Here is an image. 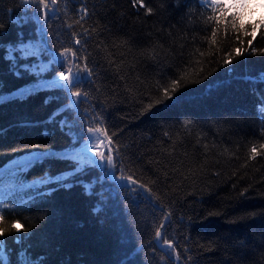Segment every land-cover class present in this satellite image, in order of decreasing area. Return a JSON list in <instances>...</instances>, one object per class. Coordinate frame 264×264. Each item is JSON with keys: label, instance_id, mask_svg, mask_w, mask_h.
Wrapping results in <instances>:
<instances>
[{"label": "trees", "instance_id": "1", "mask_svg": "<svg viewBox=\"0 0 264 264\" xmlns=\"http://www.w3.org/2000/svg\"><path fill=\"white\" fill-rule=\"evenodd\" d=\"M143 3L144 7L134 6L133 0H60L55 7L47 25L48 47L34 63L47 64L51 51L78 47L94 73L81 86L88 95L79 110H73L70 131L49 120L58 104L67 103L58 90H41L23 102L0 105V128L6 130L0 134V206L13 209L3 223L18 221L16 227L24 229L3 237L14 264L21 247L33 258L44 257L45 264H170L168 250L157 246L154 238L167 212L171 216L164 232L178 246L179 264H264V149L260 147L264 118L257 111L264 84L239 79L264 71V55L246 53L222 66L224 53L239 44L218 38L217 45H210L211 27L205 30V20L211 9L201 7L199 0ZM34 8L20 0H0V31L7 33L0 40L17 42L21 30L25 43L30 37L35 40L34 20L22 29L11 22L17 16H32ZM83 8L87 15L81 19ZM242 11L248 30L249 20L264 17V7L252 0ZM72 32L80 35V46L73 45ZM253 46L264 48V27ZM197 49L205 53L203 58L193 57ZM194 58L201 63L193 64L186 74L187 86L173 100L144 111L161 99L157 82L176 75ZM233 67L235 73L228 74L226 69ZM58 71L53 65L39 77L17 78L9 63L0 59L3 94L51 79ZM196 79L203 82H191ZM49 95L57 99L45 104ZM176 96L181 98L173 102ZM94 116L102 117L103 124L97 125ZM89 126L117 134L113 141L119 148L120 166L152 189L151 200L137 198L116 181L96 183L103 173L90 164L73 172L71 164L77 157H86L81 149ZM253 146L260 153L254 159L250 158ZM48 152L56 155H45L20 170ZM61 172L69 175L70 186L39 182L45 173ZM89 183L95 185L91 194L85 191ZM22 200L29 203L19 206ZM17 236L27 239L17 244L13 242Z\"/></svg>", "mask_w": 264, "mask_h": 264}, {"label": "snow or ice", "instance_id": "2", "mask_svg": "<svg viewBox=\"0 0 264 264\" xmlns=\"http://www.w3.org/2000/svg\"><path fill=\"white\" fill-rule=\"evenodd\" d=\"M20 2L25 5H35L33 14L30 17H20L17 16L15 20L11 21L17 26L22 27L28 24L30 21H35V28L33 30L32 36L35 37L33 40L31 37L28 42H24V33L23 31L17 32V42H4L0 40V52H3V55L0 56V59H3L5 62L9 63L11 73L17 78H23L25 74H35L37 77L44 72H48L53 65L60 69V71L55 72L51 79H44L36 85H25L15 92L10 93L9 95L3 94L4 82L0 80V105L5 101H18L23 102L28 99L30 96L35 95L41 90L45 89H55L59 92L65 94L67 103H60L56 108L52 110L49 115V120L56 124L58 123L61 129L68 128L69 131L72 128V125L69 123L73 110H79V103L82 99L87 98V93L82 90V85L91 80L93 76V69L89 66L88 56L79 55L78 47H63L60 51H51L48 53L50 59L47 64L41 62L40 64L34 63V60L37 56L41 55L46 51L48 45L46 37L48 35V20L55 15V7L57 6L60 0H20ZM177 3H180V0H177ZM139 4L141 7H144L143 0H133V5ZM201 7H204L206 10L211 9L212 14L208 16L205 20V25L211 27V36L209 39L210 45H217L219 40H233L234 43H238L239 46L232 48L230 51H226L221 57L222 66L231 65L233 60L236 57L243 56L246 53L248 55H264V48H256L253 46V41H255L258 31L264 27V17H261L258 21H248L250 29L245 27L244 12L242 10L247 9L248 0H199ZM232 9H238V11H231ZM83 16L87 15V9H81ZM147 12L151 14L152 9L148 8ZM79 23V21H76ZM67 27L70 29L73 27L72 24H68ZM83 27V25H81ZM85 34L87 29L84 30ZM7 33L0 31V37L6 36ZM72 43L74 46L81 45L80 35L72 32ZM245 37H250L247 39L245 47ZM219 38V40H218ZM216 52L219 53L220 49L217 48ZM199 55L203 58L205 53L201 52L199 49L193 54ZM31 57L32 59H28ZM201 60H196L195 58L192 61H189V65L184 69L178 71V73L172 77H169L163 82H157V90L161 93V99H157L154 103H149L144 111L150 110L154 104L164 103L166 100H173V96L179 91L181 87H186L185 81L187 80V73L192 69L193 64H200ZM215 70V69H214ZM203 71L201 67L196 75L199 76L200 72ZM228 74L235 73L236 69L228 68L226 69ZM211 73H209L210 75ZM203 79H207V76H204ZM203 79L192 80L193 83H202ZM239 79L250 83L252 85L264 84V71H261L257 76L251 74H245L240 76ZM257 89L253 88V93ZM180 96L175 97V101L180 100ZM57 99L56 95H49L45 98V104H49ZM165 106H167L165 104ZM258 113L261 114L264 118V92L260 93L258 106ZM143 114V112L141 113ZM93 119L96 121L97 125L103 124V119L100 116H94ZM5 129L0 128V134H4ZM88 134L87 139L83 140V147L81 151L85 154L91 152L93 155H86L84 160H81L79 156L71 164V168L74 173H79L84 171V164H90L94 169H100L103 173L102 176H97L96 183H100L104 179L110 181H116L121 189H128L129 192L134 193L137 198L141 196L147 197L151 200L154 197L152 189L145 183L138 181L131 174H125L122 166H120L119 157V148L116 146L113 141V137L117 134L112 132L109 135L108 129L101 126H89L86 129ZM167 135V133H165ZM75 139V138H74ZM264 149V144L260 145ZM115 153V155H114ZM260 153L257 151V148L253 146L251 148L250 158L254 159ZM49 155L55 156V153H40V156L29 162L28 166L20 169L24 170L33 163L38 162L41 157ZM67 154H65L66 156ZM6 167V166H5ZM119 173V174H117ZM74 178V177H73ZM69 175L65 172H61L57 175H49L45 173L43 177L39 178L41 184L52 183L64 187L70 186L68 184ZM32 187L36 186L34 181L31 185ZM95 185L89 183L85 186V191L92 193ZM243 195V193H242ZM159 199V197H155ZM29 201H21V205L24 206ZM13 209L9 208L7 204L0 206V264H14L12 260V252L7 247V241L3 239L6 234L11 231L20 233L23 229V225L20 228L16 227L18 221H13L10 225L3 223L4 215H11ZM96 211H101L98 207ZM171 216L170 212L164 214L163 218L160 221L158 227L155 228L154 238L157 246L165 248L168 250L167 255L169 257L170 264H179L181 260V254L177 250V245L169 238H167L164 230L168 227V220ZM27 239V237L17 236L13 238V242L17 244H22V241ZM190 261L191 257H187ZM15 264H45L44 257L33 258L27 249L21 247L17 252V260ZM121 264H130L128 261H122Z\"/></svg>", "mask_w": 264, "mask_h": 264}, {"label": "rangeland", "instance_id": "3", "mask_svg": "<svg viewBox=\"0 0 264 264\" xmlns=\"http://www.w3.org/2000/svg\"><path fill=\"white\" fill-rule=\"evenodd\" d=\"M250 1V0H248ZM256 6L264 7V0H252ZM86 155H93L91 152H89Z\"/></svg>", "mask_w": 264, "mask_h": 264}]
</instances>
